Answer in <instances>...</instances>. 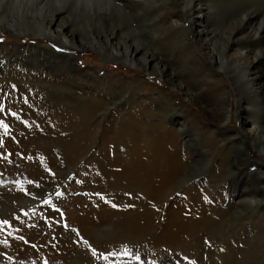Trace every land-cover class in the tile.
<instances>
[{"label": "bare ground", "instance_id": "obj_1", "mask_svg": "<svg viewBox=\"0 0 264 264\" xmlns=\"http://www.w3.org/2000/svg\"><path fill=\"white\" fill-rule=\"evenodd\" d=\"M64 1L66 2L67 5H70L69 9L63 6V3H65ZM177 1L178 3L175 6L173 5L174 0H157L158 3L157 9L162 8V6L163 7L171 6V11L167 14L166 17L163 18L159 16L160 28L158 29V32L160 39L159 41H157L158 48L160 50H164V48L165 49L169 48L168 50L171 51L172 54L175 53L178 57L177 62L179 64L181 63L183 64L181 65V68L184 67V69L187 70L186 73H191V72L189 67L185 66V64L194 62V58L198 56L199 54L198 52H200L201 55L205 56L206 59L212 62V66H214L215 68L214 71L210 70L208 72L209 73L208 76L210 75L213 78L227 77L230 80L232 86V89H228V88L221 89L220 92L217 93L219 97V100L217 102L222 103L223 104L222 106H220L219 104L215 105L214 108L215 111H213V109L209 108L208 106H204V109L206 108L208 110L207 111L205 109V113H204L205 117L206 116H209V118L211 117L212 118L211 120L214 122V125L216 126L215 128H210L206 125L200 128L202 129L203 134L208 135V137L205 138V143L207 146L205 149L206 153H204V155L202 151L200 150L198 151L197 149L196 150L198 152L195 151L192 154H190V152H186V148H185L187 144H190L191 142L194 144L195 142L192 141V139L190 138L192 133L190 134V132L189 131L187 132V130H189L191 124H193L191 125L192 128L194 129L193 131H196L197 129L199 130L198 124H196V120L202 118L199 114L196 113H195L196 114L195 118H193L192 116L189 117L187 113V111L189 110L188 108H186L189 107V103H192L195 99L196 101L197 99H199L198 96L199 92L196 93V90L198 89V85H196L195 82L187 83L182 81L178 71L175 72L174 71L175 69L172 70L170 68L171 67L169 65L170 63L169 64L167 63L165 65L164 62H168L167 60L164 59L165 61L162 62L154 55H148L145 49L139 46L136 42L137 39L140 37L139 32H133V33L131 32L129 38L127 37L128 42L125 41L126 43L120 45L119 43L114 42L117 41V36H116L117 34L111 36L105 35L104 38H101L103 37L102 34H104V32H101L100 29L99 31L97 30L99 37H95L93 38V40L81 44L80 42L81 39L78 38L75 34L71 33L70 28L71 25L74 26V24L70 25L69 24L70 22L69 23L65 22V16L71 13L73 14V16L81 17L80 19L82 20V22L91 21L94 24L95 23L104 24L106 22L108 23L109 20L113 17L112 14L114 11H118L121 9L124 10V8H126L127 6L141 5L142 0H84V1L70 0L69 2L68 0H11V6L10 5L9 6L11 7V12L15 11L14 16L13 17L11 16L12 17L11 20L6 19L4 17L3 19L4 22L0 18V22H2V24L0 25V31L2 30L10 34L11 36H15V37L23 36L29 39L45 40L50 43L58 44L61 48L68 49L70 51L73 50L80 52L86 49L96 53L100 60L120 63L121 65L127 66L129 69H132L135 72L143 73V75H147V76H154L160 79L161 81H164L165 84L169 87V90L168 89L159 90L158 95H156V97L153 98L149 95L155 90L154 88L148 86L149 80H147L148 82L147 81L141 82L140 79L142 77L141 78L139 77V80L135 82L136 88L134 89L136 92L133 96L132 95L131 96L132 97L138 96L139 98L143 97L144 99L141 102L137 103V105L134 108L131 109V107L129 108L127 107L128 108L127 109L125 107L126 106L125 104L127 103V99L125 100V103L123 105L120 104L121 106L120 108L117 105L119 100L114 99V95H113V99L111 100H114L113 102L115 103L113 102L108 103L106 101L108 104L105 103V105H103L104 115H107L108 113L107 114L105 113L108 112L109 109L111 108H112L111 109L112 112L114 113L120 110L127 109L128 113L121 114L120 115L121 117L118 118L119 123L124 122L126 123V126L121 127L118 136L113 135L112 138L110 139L107 138L105 140V144H103L102 149L96 156L97 158L100 157L99 161L101 162L97 161L94 164H89L86 162V164L83 166L82 169L83 179L86 181L87 185L93 188V191L95 190L94 192L100 191L105 194H107L108 192L118 193L122 188H126V190H128L127 192L132 194V195L130 194L129 199L132 198L131 202L134 204V206L137 209L134 210L135 212L128 210L125 211L124 213L122 211L121 212L119 211L120 213H118L111 210L103 203H99L97 205L88 203L86 206L83 207L80 206L79 208H76L75 206L77 203L71 205L70 208L68 207L70 209V223L74 228L78 229L86 237L92 239L93 238L98 239V237L103 235V233L105 232L109 234L113 233V235L110 236H115L118 233L126 232L125 233L126 235L124 234L125 240L135 241V240H141L142 236L140 235L145 236L146 234H148L150 230H151L150 232L155 234L156 229L160 227L158 224L161 221L158 224H155L154 220L157 219L159 221L160 216L159 213L155 212L151 208L149 209L148 204L150 202L157 204L161 200L164 202L165 201L164 197L166 198L168 195L170 196V193H172L177 189H185L187 191L185 204L190 203V206L187 205V207H189L187 208V211L185 209L184 210L180 209L179 207H178L179 209H172L171 208L172 204L170 203L169 208L166 209V214L164 218L167 223V227H165L164 229H166L167 231L166 232L164 230L162 231L163 234L166 233V235L163 236L160 235L161 237H156L158 240V244L161 243L164 244V240L166 244L168 243V245H170V243L172 242L171 240L174 241L177 240V242L178 240L180 241L181 237L179 236L182 234L183 230L186 229H190V230L193 229L195 236H193L191 239H194V237L198 235L199 231H202V234H204L205 232H207V234L209 233L214 234L213 236L219 234V232H221V234H225V226H224L225 219L223 216H221V215L225 216V211L221 210L222 209L221 206L220 208H218V210H215L216 208L213 209V207H211L212 204L209 205L207 202H205V200L202 199L201 196H203L202 195L203 193L200 196V193L197 189H193V187H189L188 185H187L188 187L185 185L180 186L182 184V180L185 179L186 176L188 175L187 170H189V166L187 165V163H184V161L181 159L182 152L186 153V156L188 155L189 157L191 156V158L195 159L194 162H191L193 165H196L200 162L202 163L206 162L209 165V169L210 166L211 167L212 165L214 166V169L212 171H205L198 175L195 174L196 177L200 176L199 181L203 182V185L204 184L207 185L204 186V190H207L210 179H212L211 183L214 182L219 184L222 183L221 185L228 184V186H230L231 194L233 195V200L231 199L232 202H229L228 206L230 209L233 208L237 210L239 213L237 225L239 221H241L243 223V224L241 223L242 225L247 224L248 226H250L251 229H252V223L253 225L255 223V225L259 228V229L253 228L254 231L252 230L253 231L252 233H254V236H252L251 239L254 238L256 234L259 235L264 232V170L261 169V164L264 161V0H177ZM70 2H72L73 4H71ZM198 10H201L200 16H204V19L205 16L207 17L209 14L217 15L219 13H225L228 15L229 14L234 15V20H235L234 26L227 34L225 41L222 44L221 54L218 55V58L213 57L209 48L207 47V42L210 41V39H208V36L206 35V37L201 39L200 38L201 36L197 35L195 31L190 32V29L186 25L187 21L190 18H192ZM196 22L197 21H194L193 24H195ZM86 33H82V34H86ZM142 36L144 38L145 36L144 33H142ZM191 42H193V44ZM32 48L34 50L39 51L38 53L42 52L44 54V57L45 56L47 57L46 64L48 62L51 63V60L56 61L55 60L56 58H61V62H60L62 64L61 67L65 71L68 70L67 68H69L73 73L77 72L76 69H78V67L75 65V63H73L76 61L73 55L58 54L55 51L46 48V46H33ZM31 51L33 52V50ZM57 62L59 61L57 60ZM43 65L44 64L42 63V66ZM177 66H175L174 64V67ZM63 69H61V71ZM13 73L15 74V72ZM251 74L255 76L253 82H250V80L248 79V77ZM62 75L63 74H61L60 76ZM60 76H55L54 74H51L49 75V78L51 79L53 78L52 82L43 80V81H39V83L43 84L44 87L50 91L51 97H57L60 99V102H63V100L69 99L68 97L69 95L67 96L63 92L66 90L69 91V87L65 86V84L67 83L65 84L62 83ZM91 76L92 75L89 76L84 74L85 80H89V77ZM102 76L106 78L109 77V76H104L103 74ZM63 79L66 80L65 78ZM59 82L60 84H58ZM90 82L92 81L90 80ZM90 82H88L87 85L88 92L91 89L89 85ZM11 92L12 91H10L9 93ZM232 94L234 95V97H232ZM13 96L15 97V95ZM17 97L19 96L17 95ZM86 97H88L86 93L79 92V93H75L74 100L78 101L79 104L81 103L80 107L83 110L87 108L88 109L87 112H89V114L99 115L100 112L99 108H96L92 103L91 105ZM9 99L10 101L12 100L11 98ZM233 101H235L236 103L235 106L232 104ZM133 102H135V99ZM55 106L57 107V105ZM146 108L151 112L153 110H156L157 111L156 113L160 114L161 117L163 118L162 123H164V119L166 118L170 119L169 125L166 127L165 124L160 123L154 125L152 130L145 129L146 127L144 126V124L138 123L136 121V117L139 115L140 111L145 110ZM114 113H111L110 111L109 115H107V116L113 115V120L105 124L106 130L110 126L114 128L115 127L114 125H117V119L115 118ZM179 113L183 115L181 116ZM242 114L247 118L246 120H248L250 125L249 128L245 129L246 121L240 120V116ZM61 115L63 116L64 114ZM85 116L87 117V115ZM65 117L66 116H64V118ZM89 117L84 119V121L87 120ZM236 117L237 119L240 120L239 127L229 128L230 121ZM79 118L81 119L80 116ZM102 118L103 116L97 117L95 118V121L97 122L104 121L102 120ZM69 120L70 121L68 120L61 121V124L64 128H68V127L71 128L70 122L73 123V121H71V118H69ZM51 121L52 119L50 120V122ZM82 122L80 123L82 124ZM78 126L80 127V125ZM217 130L223 131V133L222 132L221 133L223 134V136H225V138H222L220 135H217L216 133ZM61 132L63 134V132H65V129L63 131H60L59 133ZM120 134H124V136H127L125 140L126 144L124 147L120 145L121 144L120 142L123 141L120 140L123 137ZM76 140L78 139L76 138ZM69 142L70 141H64V140L59 141V143H61L60 144L62 150L61 154H63V156L76 157L79 155H83L89 149V148L83 149L85 148V145L84 147H82L81 146L82 144L78 145L76 143L77 144L76 145L73 142L71 143ZM118 142L119 144L116 145V143ZM52 143L55 142L53 141L50 142L48 140H43L41 142L43 147L45 146L49 147ZM250 146L251 148H254L256 151H252ZM110 151H113L111 152L112 153L111 156L113 157V155H115L113 159L116 161V163L114 164H116L115 166L118 167L120 171L117 172L105 171L103 167V162L109 160V158L107 157H109L108 152ZM83 156H85V154ZM120 157H127L125 158L126 162L121 163ZM248 168H251L253 172L250 173L247 176V178L243 180L241 176L245 171L244 169H248ZM36 172L40 173V171H30V173L33 176L37 174ZM43 181L45 180L43 179ZM210 187L212 186H209V188ZM225 189H227V187ZM32 191H27V193L25 195H22L21 197H19L21 194H19V196L13 197L10 194L7 196L5 193H3L0 196L1 197L0 211L13 209L16 207L19 208L29 205L30 206L35 205L36 203L39 202L37 197L39 192L40 191L43 192L44 188L37 189L33 192ZM135 193L136 194L139 193V198L137 200H134L137 197V195L136 197L134 196ZM213 193L214 192H212L211 194ZM47 195L48 194L46 193V195L43 198L46 199L48 197ZM173 200H174L173 202L176 204L177 202L175 201H178L180 199H173ZM92 202L95 203V201ZM181 202L183 204V201ZM161 205H162L161 209L165 210L164 209L165 206L163 204ZM156 209L159 210L158 208ZM212 213L215 216H212L213 215ZM219 214L220 216H218ZM106 222H108L107 224L110 226L106 224L105 226L104 223ZM241 224L239 223V225L236 226L235 228L238 227L239 230L243 231ZM150 225L153 226L150 227ZM169 227L171 228L175 227V229L171 230V232H168L171 229ZM231 233H233V231ZM50 235L46 233L43 236H41L42 238L39 236L40 237L39 243L42 246H45L46 242H49L48 240H50L49 238ZM184 243L187 242L184 241ZM62 245L64 247L63 249H65V252H67L66 254L70 255L74 253V255H76L78 251L77 247L75 248L72 245L68 246L66 245L65 242H62ZM24 250L26 252L29 251L27 249ZM1 258L3 257L0 255V262L3 261V259ZM83 259L86 260L85 264H89L87 262L88 258H83ZM138 260L145 261V264L157 263L154 262V260H151L147 255H143L142 257H139ZM78 263L80 264V262H76L75 260H73V257L70 258V260L66 263L62 261H60L59 263L57 262V264H78ZM0 264H56V263L46 260H39V259L36 260L34 258L33 261L31 262H26V261L23 262V259H21L14 262L4 261Z\"/></svg>", "mask_w": 264, "mask_h": 264}, {"label": "rangeland", "instance_id": "obj_2", "mask_svg": "<svg viewBox=\"0 0 264 264\" xmlns=\"http://www.w3.org/2000/svg\"><path fill=\"white\" fill-rule=\"evenodd\" d=\"M69 1L70 0H68V2ZM70 3L73 4L72 2ZM177 3L178 1L174 0L173 5L176 6ZM0 4L1 20L3 21L4 17L11 20L15 12H11V0H0ZM157 5V0H142L141 5L127 6L126 8H124V10L121 9L118 11H114L112 14L114 18L112 17L113 19L111 18L109 20V24L107 22L104 24H94L91 21L82 22V20L80 19L81 17L73 16V14L69 12V15L67 14L65 16V22H70V25L74 24V26L71 25V33L75 34L78 38L81 39V44L84 42L87 43L93 40V38L95 37H99L98 31L100 29L101 32H104V34H102L103 37L100 36L101 38H104L105 35L111 36L117 34V41H112L117 42L120 45L128 42V38L131 35V32H139L140 37L136 42L139 46L145 49L148 55H154L162 62L167 60L168 62H164L165 65L167 63H170L169 65L171 67L169 65L168 66L172 70L175 69V72L178 71L182 81L187 83L195 82L196 85H198L196 93L199 92V99H197V101L195 99L192 103H189V107L186 108H188L189 110L187 111L189 117L192 116L193 118H195L196 114H199L202 118L196 120V124H198L199 130L197 129L196 131H193L194 129L191 126L193 124H191L189 130H187V132L189 131L190 134L192 133L190 138L192 139V141H195L194 144L191 142L190 144L184 146L186 148V152H190V154L197 150H200L204 155V153H206L205 149L207 146L205 143V138L208 137V135L203 134L202 129L200 128L206 125L210 128L216 127L214 125V122L211 120V117H205L204 113L206 108L204 109V106H208L209 108L213 109V111H215V105H223L222 103L217 102L219 100L217 93L220 92L221 89H232V86L230 80L227 77L213 78L210 75L208 76V72L210 70L214 71L215 68L214 66H212V62L206 59L205 56L201 55L200 52H198V56L194 58V62L185 64V66L189 67L191 72L186 73L187 70L184 69V67L181 68V65L183 64H179L177 62L178 57L175 53L172 54L171 51L168 50L169 48H164V50H160L158 48L157 41H159L160 39L158 32V29L160 28L159 16L163 18L166 17L167 14L171 11V6H162V8L157 9ZM63 6L67 9H69L70 7V5H67L66 2L63 3ZM200 11L201 10H198L194 14V16L187 21L186 25L190 29V32L195 31L197 35L201 36V39L206 37V35L208 36V39H210V41L207 42V47L209 48L212 56L218 58V55L221 54L222 44L225 41L227 34L234 26V15H228L225 13H219L217 15L209 14L207 17L205 16L204 19V16H200ZM70 20L72 21V23ZM194 21L197 22L193 24ZM1 24L2 22H0V25ZM142 33H144L145 35L144 38L142 36ZM191 43L193 44V42ZM33 46H46V48L55 51L58 54L73 55L76 60L73 63H75V65L78 67V69H76L77 72L73 73L69 68H67L68 70L65 71L61 67V58H56V61L51 60V63L48 62L46 64L47 57H44V54L42 52L41 53L43 55L41 53H38L39 51L34 50L32 48ZM31 50H33V52ZM57 60L59 62H57ZM30 61L33 64H31ZM42 63L45 65H43L44 67L42 66ZM174 64L175 66H178L174 67ZM61 69L63 70L61 71ZM13 72H15V74ZM49 72L51 74H54L55 76H60L61 74H63L62 76H60V79L63 84L67 83L65 84V86L69 87V91L66 90L63 92L65 95H69V99H65L63 100V102H60L59 98L51 97L50 91L45 88L43 84L39 83V81L43 80L49 82L53 81V78H49V75H51ZM92 72L94 73L95 77ZM84 74L92 76L89 77V80H85ZM102 74L109 77H103ZM139 77H142L140 79L141 82H146L147 80H149L148 86L154 88L155 90L149 95L153 98L158 95L159 90H169V87L165 84L164 81H161L154 76H147L143 75V73L135 72L132 69H129L127 66L121 65L120 63L100 60L97 54L92 51L86 49L80 52L73 50L70 51L68 49L61 48L58 44L50 43L45 40L29 39L23 36L15 37L2 30L0 31V122H2L0 123V196L5 193L7 196L10 194L13 197L19 196V194H21L19 196L21 197L22 195H25L27 191H32L33 188V191L44 188L43 192H39L37 196L39 202L35 205H29L19 208L16 207L13 209H7L5 211H0V255L3 257L1 258L3 259V261H1L0 263L4 261L14 262L21 259H23V262H31L35 258L36 260H46L57 264V262L59 263L60 261L66 263L70 260V258L73 257V260H75L76 262H80V264L86 263V260L83 258H88L87 262L89 264H145V261H139L138 259L143 255H147L151 260L157 262L155 264H162V262L163 264H264V232L259 235L256 234V239L255 237L251 239V237L254 236V233H252L254 231L253 228L259 229L255 225V223L254 225L252 223L251 229L250 226H248L247 224L242 225L243 223L239 221L240 224L242 223L241 226L243 228V231L239 230L238 227L235 228L239 225V223L237 225L239 213L237 210L233 208L230 209L228 206L229 202H232L233 200L230 186H228V184L221 185L222 183H211L212 179H210L208 185L212 187L209 188L208 186L207 190L209 191L204 190V186L207 185H203V182L199 181L200 176L196 177V175L205 171H212L214 169V166H210L209 169V165L206 162H200L196 165H193L191 162H194L195 159L191 158V156H186V153L184 152H182L181 154V159L184 161V163H187V165L189 166V170H187L188 175L185 179L182 180V184L180 186L188 185L189 187H193V189H197L199 191L200 196L203 193V196H201L202 199L205 200V202H207L209 205L212 204L211 207H213V209L216 208L215 210H218V208H220L221 206V210L225 211V216L221 215L225 219H223L225 234H221V232H219V234L213 236L214 234L211 233L207 234V232H205L204 234H202V231H199V233L197 231L198 235L194 237V241V239H191L193 236H195L193 229H186L183 230L182 234L179 236L181 237L180 241L178 240L177 242V240H171L172 242L170 243V245H168V243L166 244L164 240V244H158V240L156 237H161L160 235H166V233L163 234L162 231H167L166 229H164L165 227H167V223L164 218L166 209L169 208L170 203L172 204V209L180 208L187 211V208H189L187 207V205L190 206V203L185 204L187 192L185 189H177L173 191L172 193H170V196L168 195L166 198L164 197V202L161 200V203L159 202L156 204L149 201L150 203L148 204V208H151L155 212L159 213V221L157 219H155L154 221L155 224H158L161 221V224H158L160 226V229H156L155 234L150 232V230L145 236L140 235L142 236L141 240H125L126 232L118 233L115 236H110L113 235V233L109 234L105 232L103 233V235L99 236L98 239H92L84 236L78 229L72 226V224L70 223L69 208L71 205H74L76 203V208H79L80 206H86L88 203L96 205L99 203H103L111 210L118 213H120L121 211L124 213L128 210L135 212L134 210L137 209L131 202L132 198L129 199L131 193H128V190H126V188H122L118 193L108 192L107 194H105L100 191L94 192L95 190L93 191V188L87 185L86 181L83 179L82 169L86 162L89 164H94L99 161L100 157L97 158L96 156L102 149L103 144H105V140L107 138H112L113 135L118 136L121 127L126 126V123L124 122L119 123L118 118L121 117L120 115L128 113L127 109L129 107H131V109L134 108L137 103L141 102L144 99L143 97L139 98L138 96L132 97L136 92L134 89L136 88L135 82L139 80ZM254 77L255 76L253 74L248 77L250 82L254 81ZM63 78H65L66 80H64ZM90 80L92 82H90ZM88 82H90L89 85L91 88L89 92L87 91ZM58 84H60V82ZM10 91H12V94L9 93ZM79 92L86 93V95L88 96L86 97L88 99V102L90 104L92 103L96 108H99V115L89 114V112H87V108L83 110L80 107L81 103L79 104L78 101L74 100L75 93ZM43 93L45 94V96ZM13 95H15L16 98ZM17 95L20 98L17 97ZM113 95L114 99H118L119 102L121 101L120 103H117L120 108V104L123 105L125 103V100L127 99L125 107L128 108L125 110L117 111L119 113L112 112V108L109 109V111L105 114L108 113L107 115H109L110 111L111 113H114L115 118L117 119V125H114V128L110 126L106 130L105 124L113 120V115H104L103 105H105V103L107 102H113L114 100H111L113 99ZM232 97H234L233 94ZM9 98H11L12 100L10 101ZM134 99L135 102H133ZM29 101L32 102L30 103ZM232 104L235 106V101H233ZM55 105H57V107ZM156 112V110H153L151 112L146 108L145 110L139 112V115L136 117V121L138 123L144 124V126L146 127H144L145 129L152 130L154 125L160 123L165 124V126L167 127L170 123V119L166 118L164 119V123H162L163 118ZM61 114L64 115L62 116ZM179 114L181 116L183 115L181 113ZM85 115H87V117L91 115L89 117L90 120L88 118L84 121V119L87 118ZM64 116L66 117L64 118ZM79 116L81 117V119L79 118ZM102 116V120L104 121H95V118ZM60 117L62 118V120ZM68 117L71 118V121H73V123L70 122V127L72 129L69 127L64 128L61 124V121H70ZM51 119L52 121L50 122ZM246 119L247 118L243 114L240 116L241 121H246L245 129L250 127L249 122ZM240 120L237 119V117L232 119L229 123V128L239 127ZM80 122H82V124ZM76 123L80 125V127ZM5 126L8 129L7 132H5ZM64 129L65 132H63V134L62 132L59 133ZM217 131V135L225 138V136H223L222 134L223 131ZM71 134L74 135L72 136ZM81 135L83 138L81 137ZM120 135L123 136L120 139L121 141L123 140L122 142H120V145L124 147L126 144L125 140L127 136H124V134ZM65 136L67 137V139ZM76 138L78 140H76ZM60 139L64 141H70L69 143L73 142L74 144L77 143L78 145L82 144V147H84L85 145V148L83 149H89L84 153L85 156H83L84 154L76 157L63 156V154H61V143H59V141H61ZM43 140H48L50 142L53 141L55 143H52L49 147H43L41 144ZM37 142L40 143L38 144ZM118 144L119 142L116 143V145ZM251 149L252 151H256L254 148ZM111 152L113 151L108 152L109 157L107 158H109V160L103 162V167L105 171L109 172L120 171L118 167L115 166L116 164H114L116 163V161L113 159L115 155H113L112 157ZM120 158L121 163L126 162L125 158L127 157ZM261 169L264 170V161L261 164ZM244 170L241 176L243 180L253 172L251 168ZM30 171H40V173L36 172L37 174L35 173L36 175L34 174L35 176H33ZM43 179L45 181H43ZM226 187L227 189H225ZM212 192H214L213 194L215 195L211 194ZM46 193L48 194V197L44 199L43 197L46 195ZM57 193H60V195H57ZM134 196L136 197L134 200H137L139 198V193H135ZM173 199H180L181 201H183V204L180 200L175 201L177 202L175 204L173 202ZM46 201H48V203H46ZM92 201H95V203H93ZM161 204L165 206V210L161 209ZM113 205H115V207ZM155 205L158 206L156 207ZM156 208H158L159 210H157ZM212 216L215 215L213 214ZM218 216H220V214ZM107 223L108 222L104 223V225H108ZM152 226L153 225H150V227ZM174 229L175 227H172L168 232H171V230ZM244 229H246L247 231ZM232 231L233 233H231ZM46 233H48L49 235L51 234L49 237L50 240H48L49 242H46L45 246H42L39 243V238ZM184 241H186L187 243H184ZM62 242H65L68 246L72 245L75 248L77 247L78 251L76 255H74V253L70 255L66 254L67 252H65V249H63L64 247L62 245ZM24 249H27L29 251L26 252Z\"/></svg>", "mask_w": 264, "mask_h": 264}, {"label": "snow or ice", "instance_id": "obj_3", "mask_svg": "<svg viewBox=\"0 0 264 264\" xmlns=\"http://www.w3.org/2000/svg\"><path fill=\"white\" fill-rule=\"evenodd\" d=\"M0 123H2V122H0ZM7 127L5 126V132H7ZM57 195H60V193H57ZM46 203H48V201H46ZM114 207H115V205H113ZM4 223H7V222H4Z\"/></svg>", "mask_w": 264, "mask_h": 264}]
</instances>
